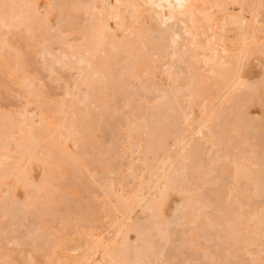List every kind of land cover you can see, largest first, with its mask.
<instances>
[{
    "label": "bare ground",
    "instance_id": "obj_1",
    "mask_svg": "<svg viewBox=\"0 0 264 264\" xmlns=\"http://www.w3.org/2000/svg\"><path fill=\"white\" fill-rule=\"evenodd\" d=\"M0 97V264H264V0H0Z\"/></svg>",
    "mask_w": 264,
    "mask_h": 264
},
{
    "label": "rangeland",
    "instance_id": "obj_2",
    "mask_svg": "<svg viewBox=\"0 0 264 264\" xmlns=\"http://www.w3.org/2000/svg\"><path fill=\"white\" fill-rule=\"evenodd\" d=\"M13 57V56H12ZM14 58V57H13ZM13 58L11 59L12 60V62H14V60H13ZM15 59V58H14ZM65 72L66 71H62L61 72V75L62 76H66L67 77V72H66V74H65ZM65 74V75H63V74ZM39 76V75H38ZM39 79L40 78H42V77H38ZM38 79V80H39ZM43 80H41L40 79V81L41 82H43V83H45L44 81V78H42ZM37 80V81H38ZM39 82V81H38ZM43 83L42 84H40V85H43ZM36 84H37V82H36ZM39 84V83H38ZM44 87V86H43ZM53 87H55V86H53ZM58 90H59V88H58ZM54 91H56L58 94H59V91H57V89H54ZM11 95V93H8V97H6V96H4V98H9L10 97V95ZM56 94V93H55ZM57 95V94H56ZM14 96V95H13ZM1 98V97H0ZM12 99H14L13 97H11ZM2 99V98H1ZM12 99H10L9 98V100H10V102L11 103H13V101H12ZM4 99H2V101H3ZM9 100H8V102H9ZM1 100H0V108H3V107H5L6 105L8 106V104H10V105H12L11 103H8L7 101V103H6V105H5V102H2ZM4 103V104H3ZM1 105H3V107H1ZM5 105V106H4ZM17 107H18V105H17ZM17 107L15 106V107H12V106H10V107H7L8 109L9 108H13V109H17ZM6 108V107H5ZM4 108V109H5ZM6 108V109H7ZM19 108V107H18ZM254 110H252L253 111V114H258V111H256L257 109H255V108H253ZM38 169V168H37ZM36 169V170H37ZM78 191V189L76 190V195L75 196H82V197H78V199L80 200V198H82L83 199V197H84V195L82 194V191H80V192H77ZM74 193H75V191H74ZM73 193V194H74ZM81 193V194H80ZM56 197V196H55ZM55 197H52V198H55ZM70 197V198H69ZM74 196H68V198L71 200V199H75L76 200V204L79 202V200L77 201V199L74 197ZM85 197H86V195H85ZM171 198L172 199H174L175 198V195H173V196H171ZM84 199H86V198H84ZM54 200V199H53ZM74 200V201H75ZM85 200H82L81 201V203L80 204H82V202H84ZM84 203H86V202H84ZM75 204V203H74ZM72 207V206H71ZM70 209H73V207L72 208H70ZM75 209V208H74ZM54 225H56V224H54ZM51 226H53V225H51ZM52 229H54V228H57V225L56 226H53V227H51ZM69 236V235H68ZM72 236V237H71ZM71 236H69V237H67V238H69V239H66V237L64 238V240H62L61 242H60V244H59V248H58V255L62 258V257H64V260L65 261H67V262H69V263H72V264H80V258L82 257V251H83V249H85V244H86V240H85V238L83 237V236H77L76 234H72ZM77 239H79V240H77ZM77 243H76V242ZM233 259H235V258H233ZM232 259V263L233 264H235V263H237L238 261H239V259H236V260H233ZM62 260H63V258H62ZM238 260V261H237ZM196 261H197V259H196ZM234 261V262H233ZM241 262H242V260H240ZM194 263H195V259H194V261H193ZM245 263V262H244ZM238 264H239V262H238ZM241 264V263H240Z\"/></svg>",
    "mask_w": 264,
    "mask_h": 264
}]
</instances>
